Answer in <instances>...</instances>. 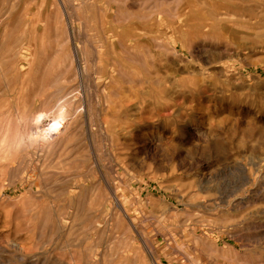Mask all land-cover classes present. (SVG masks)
Instances as JSON below:
<instances>
[{
	"label": "rangeland",
	"instance_id": "rangeland-1",
	"mask_svg": "<svg viewBox=\"0 0 264 264\" xmlns=\"http://www.w3.org/2000/svg\"><path fill=\"white\" fill-rule=\"evenodd\" d=\"M0 264H264V0H0Z\"/></svg>",
	"mask_w": 264,
	"mask_h": 264
},
{
	"label": "bare ground",
	"instance_id": "bare-ground-1",
	"mask_svg": "<svg viewBox=\"0 0 264 264\" xmlns=\"http://www.w3.org/2000/svg\"><path fill=\"white\" fill-rule=\"evenodd\" d=\"M133 23H134V22H133ZM127 24H128V23H127ZM109 36H110V35H109ZM111 36H112V34H111ZM100 48H101V47H100ZM94 58H95V57H94ZM96 61H97V60H96ZM26 66H27V65H26ZM73 92H74V91H73ZM70 113H71V112H70ZM50 114H51V113H50ZM44 115H45V114H44ZM44 115L41 114V115H39L38 119L36 118L38 124H39V123L41 124V122H43V119L45 118ZM47 116H48V115H47ZM52 117H53V116H52ZM54 118H55V117H54ZM45 119H47V117H46ZM45 119H44V121H45ZM36 120H35V121H36ZM47 120H48V119H47ZM55 120H56V118L54 119V123H53V125H52V128H54V129L57 128V129H58V126H59V123H60V122L58 123L59 120H58L57 122H56ZM60 121H61V120H60ZM37 122H36V123H37ZM49 123H50V125H51V120H50ZM49 123H48V124H49ZM40 124H39V125H40ZM35 125H36V124H35ZM35 125H34V126H35ZM37 126H38V125H37ZM36 128H37V127H36ZM48 128H49V127H48ZM57 129H56V130H57ZM36 130H39V129L37 128ZM58 130H59V129H58ZM58 130H57V131H58ZM48 131H49V130H48ZM51 131H52V130H51ZM53 131H54V130H53ZM65 131H66V130H65ZM50 134H53V133H50ZM55 134H56V133H55ZM66 134H67V133H66ZM53 135H54V134H53ZM50 136H51V135H50ZM44 137H45V136H44ZM56 138H57V137H56ZM119 203H120V202H119ZM120 205H121V204H119V206H120ZM120 209H121V208H120Z\"/></svg>",
	"mask_w": 264,
	"mask_h": 264
}]
</instances>
